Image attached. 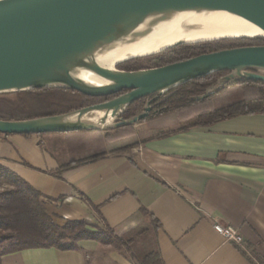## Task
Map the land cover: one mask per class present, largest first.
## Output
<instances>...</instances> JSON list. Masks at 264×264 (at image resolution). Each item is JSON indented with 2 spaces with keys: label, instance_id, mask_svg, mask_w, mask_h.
Here are the masks:
<instances>
[{
  "label": "crops",
  "instance_id": "crops-1",
  "mask_svg": "<svg viewBox=\"0 0 264 264\" xmlns=\"http://www.w3.org/2000/svg\"><path fill=\"white\" fill-rule=\"evenodd\" d=\"M73 140L0 134V166L41 193L55 223L107 224L124 241L148 230L163 264H264V114L192 126L124 151L103 147L102 155L57 176L59 165L98 151ZM0 182L9 187L1 173ZM214 221L236 227L242 246L218 234ZM0 264L137 263L121 247L83 239L68 250L5 253Z\"/></svg>",
  "mask_w": 264,
  "mask_h": 264
},
{
  "label": "water",
  "instance_id": "water-1",
  "mask_svg": "<svg viewBox=\"0 0 264 264\" xmlns=\"http://www.w3.org/2000/svg\"><path fill=\"white\" fill-rule=\"evenodd\" d=\"M217 12L238 16L257 30L256 36L241 38H264V0H0V93L48 87L76 90L89 96L125 91L107 101L61 114L0 119V134L30 135L132 125L150 115L153 102L172 88L214 72L225 74L192 99L206 98L233 80L264 82V45L227 48L131 71L115 66L135 56H126L111 68L97 61L112 50L142 40L156 25L182 13ZM183 28L205 29L199 25ZM194 42L177 39L154 53ZM82 73H89L100 82L87 81ZM142 98V109L123 118L125 109Z\"/></svg>",
  "mask_w": 264,
  "mask_h": 264
},
{
  "label": "trees",
  "instance_id": "trees-1",
  "mask_svg": "<svg viewBox=\"0 0 264 264\" xmlns=\"http://www.w3.org/2000/svg\"><path fill=\"white\" fill-rule=\"evenodd\" d=\"M227 42L201 41L175 45L152 55L150 59L154 62L153 67H157L202 53L239 46L264 45V38H238ZM117 67L127 71L140 69L135 66L134 59L119 63ZM224 74L225 72H214L169 90L165 96L153 102L152 113L137 122L147 121L149 126L160 128V131L153 135L147 133L141 141L118 147L113 151L128 150L148 139L164 137L192 126H207L242 114H264V82L262 81L233 80L206 98L192 99L203 94ZM123 92L110 96H89L76 90L58 87L3 92L0 93V119L19 120L61 114L107 101ZM144 103L145 98L132 102L122 113V117L127 119L135 115L142 109ZM132 126L133 124L116 127L112 133L100 129L52 132L66 135L72 140L76 139L77 142L73 140L69 143H73V146L83 145L84 148L89 147L92 150L98 148L92 157L59 165L56 175L59 176L67 167L78 166L87 159H95L102 155L104 143L133 134ZM43 134L46 133L41 135ZM0 173L9 185L8 188L0 190V242L13 240L11 246L3 250L0 255L35 247L68 250L75 248L79 240L92 239L123 248L137 264H163L148 230L124 241L117 237L114 229L107 224L95 227L85 220H66L59 225L46 212L39 191L1 166ZM150 216L152 228L157 230L158 221Z\"/></svg>",
  "mask_w": 264,
  "mask_h": 264
},
{
  "label": "bare ground",
  "instance_id": "bare-ground-1",
  "mask_svg": "<svg viewBox=\"0 0 264 264\" xmlns=\"http://www.w3.org/2000/svg\"><path fill=\"white\" fill-rule=\"evenodd\" d=\"M184 25H199L205 29L186 31L183 28ZM256 34L257 30L250 23L227 12L182 13L171 21L156 25L152 32L142 40L125 48L112 50L99 57L97 61L101 65L111 68L126 56H145L181 38L194 42L222 37H253ZM81 77L90 82H100L89 73H82Z\"/></svg>",
  "mask_w": 264,
  "mask_h": 264
},
{
  "label": "rangeland",
  "instance_id": "rangeland-1",
  "mask_svg": "<svg viewBox=\"0 0 264 264\" xmlns=\"http://www.w3.org/2000/svg\"><path fill=\"white\" fill-rule=\"evenodd\" d=\"M241 38V37H239ZM256 38V37H254ZM234 39H238L236 37H232V38H219V39H211V40H204V41H222L223 43H228V40H234ZM248 39H253V38H248ZM227 40V41H226ZM201 42V41H199ZM197 43V42H194ZM156 53L153 54H148L145 56H138V57H134L132 59L135 60V66L138 68H149V67H153L154 66V62L150 59V57L152 55H154ZM116 68H118L117 66H115ZM133 128V134L131 135H125L121 138H118L112 142H106L104 143L103 147L104 148H113V147H122L125 145H129L131 143L134 142H139L142 140V138H144L145 134H152V133H156L158 131V128L156 127H152L149 126L147 121H143V122H139V123H135L132 126ZM104 132H108V133H112L114 128H108V129H101ZM105 144L106 147H105ZM8 188V186H5L4 184H2L0 182V190L6 189ZM13 243V240H4L2 242H0V253L5 250L6 248H9L11 246V244Z\"/></svg>",
  "mask_w": 264,
  "mask_h": 264
},
{
  "label": "built area",
  "instance_id": "built-area-1",
  "mask_svg": "<svg viewBox=\"0 0 264 264\" xmlns=\"http://www.w3.org/2000/svg\"><path fill=\"white\" fill-rule=\"evenodd\" d=\"M214 230L220 234L225 240L231 241L242 246V238L236 227L230 224H222L218 221L213 223Z\"/></svg>",
  "mask_w": 264,
  "mask_h": 264
}]
</instances>
